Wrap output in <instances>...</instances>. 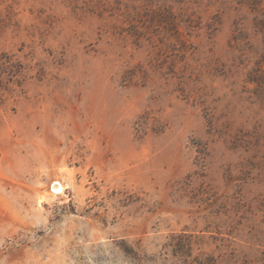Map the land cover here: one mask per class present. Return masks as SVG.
<instances>
[{
	"label": "rangeland",
	"instance_id": "obj_1",
	"mask_svg": "<svg viewBox=\"0 0 264 264\" xmlns=\"http://www.w3.org/2000/svg\"><path fill=\"white\" fill-rule=\"evenodd\" d=\"M0 264H264V0H0Z\"/></svg>",
	"mask_w": 264,
	"mask_h": 264
},
{
	"label": "bare ground",
	"instance_id": "obj_2",
	"mask_svg": "<svg viewBox=\"0 0 264 264\" xmlns=\"http://www.w3.org/2000/svg\"><path fill=\"white\" fill-rule=\"evenodd\" d=\"M56 185H57V188H56L55 193H60V192H62L63 187H62L59 183H56ZM54 190H55V189H54Z\"/></svg>",
	"mask_w": 264,
	"mask_h": 264
}]
</instances>
